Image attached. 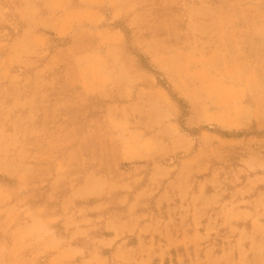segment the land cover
<instances>
[{
    "label": "rangeland",
    "instance_id": "374dc122",
    "mask_svg": "<svg viewBox=\"0 0 264 264\" xmlns=\"http://www.w3.org/2000/svg\"><path fill=\"white\" fill-rule=\"evenodd\" d=\"M0 264H264V0H0Z\"/></svg>",
    "mask_w": 264,
    "mask_h": 264
},
{
    "label": "crops",
    "instance_id": "0c3cea01",
    "mask_svg": "<svg viewBox=\"0 0 264 264\" xmlns=\"http://www.w3.org/2000/svg\"><path fill=\"white\" fill-rule=\"evenodd\" d=\"M54 1H60V2H61L62 0H54ZM63 1H65V2H66V1H68V0H63Z\"/></svg>",
    "mask_w": 264,
    "mask_h": 264
}]
</instances>
